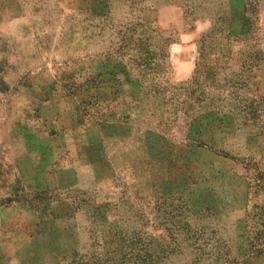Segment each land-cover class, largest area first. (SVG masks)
I'll return each mask as SVG.
<instances>
[{"label": "rangeland", "instance_id": "1", "mask_svg": "<svg viewBox=\"0 0 264 264\" xmlns=\"http://www.w3.org/2000/svg\"><path fill=\"white\" fill-rule=\"evenodd\" d=\"M0 264H264V0H0Z\"/></svg>", "mask_w": 264, "mask_h": 264}]
</instances>
